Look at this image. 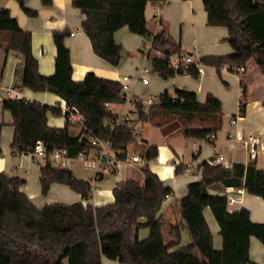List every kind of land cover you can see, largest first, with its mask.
<instances>
[{
	"label": "trees",
	"instance_id": "obj_1",
	"mask_svg": "<svg viewBox=\"0 0 264 264\" xmlns=\"http://www.w3.org/2000/svg\"><path fill=\"white\" fill-rule=\"evenodd\" d=\"M15 1L29 17L38 16L36 10L26 7V0ZM41 1L49 7L54 0ZM72 1L85 15L82 28L94 53L117 67L122 59V47L115 41V33L127 27L131 33L150 39L154 33L147 28L146 7L167 0ZM258 1L203 0L208 25L228 29L227 42L234 53L202 57L175 69L170 65L172 55L193 57V54L176 43L164 27L154 37L163 49V56L152 60L154 72L162 80L176 75L199 79L200 66L213 67L219 75L226 66L233 73L237 67L245 68L246 76L240 78L244 88L240 116L244 117L250 102L248 72L255 64L264 75V6ZM0 35V47L6 56L14 54L22 60V75L16 88L56 94L68 107L79 111L92 134L110 140L119 157L124 158L123 152L134 141L133 127L125 122L114 128L107 126L117 117L106 104L125 102L120 81L94 73H88L81 82L74 81L70 49L65 46L69 33L65 31L54 33L58 49L55 73L41 74L32 52V32L24 30L4 7H0ZM159 98L161 103L148 111L139 104L138 121L149 122L160 115L177 117L184 122L183 135L192 139H209L223 128V104L211 94L200 103L194 92L178 88L174 92L165 91ZM2 109L12 118L14 154L27 153L38 142L48 151L68 148L72 155L84 146V141L72 135L69 124L63 129L48 124V114L63 116L57 106L20 99L5 100ZM195 120L209 125L194 126ZM147 151L150 163L158 158L160 151L156 145L149 146ZM201 168L202 180L191 183L188 195L181 199V222L170 225L169 242L164 237L160 211L173 191L148 166L143 169V183L135 179L118 183L113 189L115 200L99 206L78 202L46 204L39 208L21 190L24 179L0 172V264H102L103 258L119 264H258L250 258V240L255 237L264 245V223L254 222L244 207L230 211L228 198L211 194L209 187L221 183L224 187L244 188L264 200V170L254 161L232 167L204 162ZM177 171L182 169L178 167ZM40 180L43 197L53 184H62L80 194L84 201L93 199L90 182L78 179L71 170L44 165ZM206 208L212 211L220 226L221 250L214 247L213 234L204 215ZM145 228L151 234L142 240L140 231ZM183 229L190 234L192 245L173 252L171 249L181 243Z\"/></svg>",
	"mask_w": 264,
	"mask_h": 264
},
{
	"label": "crops",
	"instance_id": "obj_2",
	"mask_svg": "<svg viewBox=\"0 0 264 264\" xmlns=\"http://www.w3.org/2000/svg\"><path fill=\"white\" fill-rule=\"evenodd\" d=\"M0 7L9 9L20 26L24 30L32 32V52L38 60L39 71L43 75L50 76L55 73L58 49L54 42V33L65 31L69 33L65 38V46L70 49L71 62L74 66L72 75L74 81L81 82L88 73H94L98 77L113 81H122L123 77H134L140 69L146 67V69H150V76L144 75V77H149L150 82L148 85L138 84L135 90V94L142 99L159 97L165 91L174 92L179 88L194 92L197 100L204 103L208 95L211 94L223 104L224 118H232L230 124L234 119L239 121L237 125H231L233 131L227 134V140H219L217 132L218 138L215 142H209L207 139L186 138L182 133L183 126L181 124L175 125L174 122H171L160 127L151 122H145L153 125L152 133H160L164 139V143L152 144L149 140L150 137H142L143 134L140 131V140L148 145L146 151L151 145H156L160 151L156 162L149 163L148 167L173 191L172 197L163 203L160 211V216L164 221L163 233L167 242L172 239L169 234L170 225L181 222V199L188 195V187L191 183L202 180L201 165L204 162L217 154L224 156L222 165L226 167H232L237 163L248 164L251 162L248 151L236 141V137L254 134L264 138V86L262 85V89H260L257 83V81H264V75L261 74L259 79H251L248 75L250 102L246 109V115L241 117L240 100L244 88H242L240 78L228 70H222L219 75L213 67L200 66L199 79H194L189 75H176L162 80L161 76L154 72L152 61H146L142 55L145 47L144 36L131 33L127 27L117 31L114 36L117 44L122 47L121 62L117 67H114L94 53L90 39L82 28L85 15L73 6L72 0H54L49 7L43 6L41 0H26V7L38 12V16L35 18L26 15L15 0H0ZM159 13H161L160 17H158ZM146 19L147 28L152 33L161 30L158 23L162 22L163 28L168 30L172 39L183 49L193 54L195 59L212 55L216 57L229 56L234 53L233 48L227 42L228 29L208 25V16L203 0H167L155 4L150 3L146 7ZM1 40L2 36L0 35ZM19 62H22L20 56L10 54L7 57L4 49L0 47V85H4L1 82L5 81L7 67L9 69L7 78L11 82L4 86L11 87L19 83L21 78H17L21 66ZM12 66H15V69ZM20 90L32 101L52 106H57L62 102L56 94L34 92L29 89ZM48 124L51 127L63 129L67 123L63 116L57 117L48 114ZM75 133L72 130L73 136ZM14 135L12 119L6 121L4 117L3 122L0 123V172L24 179L25 183L21 190L39 208L46 204H74L78 202H83L84 205L99 206L115 200L113 189L118 183L128 179L144 182V176L141 179L128 177L130 172L125 171L126 168L141 170L143 168L126 166L120 175L115 176V185L107 191L99 189L93 194V199L89 201H84L80 194H76L68 186L62 184H53L48 195L43 197L40 184V170L43 165L34 161L30 155L13 153L11 145ZM191 164L194 166L192 173L185 175V168ZM178 167L182 171L178 172ZM257 167L264 170L263 161L257 162ZM209 192L213 195L226 196L230 203V211L244 207L250 211L251 219L254 222L264 223V200L261 197L249 194L244 188L224 187L221 183L213 184L209 187ZM204 215L213 234L214 247L221 250L223 240L217 219L209 208L204 210ZM140 232L142 240L147 239L151 234L146 228ZM181 234V243L178 247L171 249L173 252L192 245L188 231L183 229ZM250 253L252 261L264 264V245L255 237L250 240ZM102 264H119V262L103 258Z\"/></svg>",
	"mask_w": 264,
	"mask_h": 264
},
{
	"label": "built area",
	"instance_id": "obj_3",
	"mask_svg": "<svg viewBox=\"0 0 264 264\" xmlns=\"http://www.w3.org/2000/svg\"><path fill=\"white\" fill-rule=\"evenodd\" d=\"M258 3L264 6V0H259ZM160 16L161 13L158 14V17ZM158 27L161 30L154 33L150 39H145V47L142 51V55L146 61H152L155 57L163 56L162 47L154 39V37L159 35L163 29L162 22L158 23ZM196 61L197 59L189 55L175 54L170 57V65L175 69L186 67L189 63H194ZM224 69L230 72L229 66H226ZM234 74L239 76V78H243L246 76V70L245 68L237 67L234 70ZM144 75L150 76V69L144 67L140 69L134 77L126 76L120 81L122 85L121 97L125 102L117 105H122L124 110L121 114H118L114 109V105L106 104L111 113L117 117L111 122V124H107V126L114 128L124 122L129 123L132 121V114H125V110L127 109L136 113L138 117L137 111L139 104H142L143 109L148 111L152 106L161 103L159 97H148L145 100L135 94L138 84L148 85L150 82L149 77H144ZM17 84L11 87L0 85V107H2L5 100L22 99L29 103L33 102L31 98L26 97L19 88H16ZM57 107L66 119V123L71 126L74 132H76L75 137H78L80 141H84V146L72 155L68 148L48 151L42 142H38L34 148L28 150L27 153H22V155H30L37 163H41L43 166H52L57 169L72 170L75 165H83L84 169L93 174L89 180L93 194L99 190L98 183H100L101 180L107 176L120 175L123 172L124 167L131 166L144 169L149 165L150 162L147 159V155H141L137 152L138 150L147 147V144L142 142L139 138L141 135L140 130L133 128L134 141L129 143L125 149L126 151L123 152L124 158H120L110 140L101 139L87 129L84 117L76 108L68 107L65 102H61ZM4 114L5 113L0 110V123L4 120ZM238 122L239 121L234 119L232 120L231 125H237ZM217 138L216 134H212L207 140L209 142H215ZM236 141L248 151L251 161L257 163L261 160L264 163L263 137L254 134H249L248 136L238 135ZM223 161L224 156L222 154H217L207 162L211 166H216L222 165ZM193 167L192 164L187 166L184 170V174L190 175L193 171ZM170 197L172 196H168L167 199Z\"/></svg>",
	"mask_w": 264,
	"mask_h": 264
},
{
	"label": "rangeland",
	"instance_id": "obj_4",
	"mask_svg": "<svg viewBox=\"0 0 264 264\" xmlns=\"http://www.w3.org/2000/svg\"><path fill=\"white\" fill-rule=\"evenodd\" d=\"M19 64L21 65V62H19ZM12 68L15 69V66L14 67L12 66ZM8 70L9 69L7 67V69L5 70V81H2L1 84L7 85L9 82H11V81H8V78H7L9 75ZM248 73H249L251 79L252 78L253 79L254 78L259 79L261 76V73L255 64L252 65V67ZM21 75H22V69L20 66V71L17 74V78L19 79L21 77ZM237 77L239 78V76H237ZM220 79L222 80V78H220ZM222 82L225 85L223 80H222ZM257 83H258V88L262 89V85L264 86V81H257ZM114 108L118 114H121L122 111L124 110V107L122 105H114ZM0 110L3 111L2 107H0ZM131 112L132 111H130L129 109L125 110V114L126 113L128 115L132 114L131 115L132 121H130L128 123L131 127L140 130L141 133L143 134L142 137H150L149 140L152 144H156L159 142L164 143V139L162 138V136H160V133H152L154 131L152 124H150V123L146 124L145 121L144 122L138 121L136 113H133V112L131 113ZM4 113H5L4 117H5L6 121L12 119L10 116V113H8L6 111ZM231 119H232L231 117L224 118L223 128L221 131H219L217 133L219 140H227V134L231 133L233 131V128L231 127V124H230ZM149 122H151L155 125H158L160 127H162L168 123L174 122L175 125L181 124L184 127V122L182 120H180L179 118L177 119V117H174V118L171 117L170 118V117H165V116L160 115V116L156 117L155 119L150 120ZM193 124H194V126H207V125H209L205 122H202L201 120H195V121H193ZM137 152L140 153L141 155H145L147 151H146V148H143V149L138 150ZM155 162H156V160L153 161V163H155ZM127 170L130 172L128 177H134V178L141 179L144 176V172L141 169H136V168L127 169L126 168L125 171H127ZM71 171L73 172L75 177H77L78 179H81V180H85V181H88L93 175L90 171L84 169L83 165H80V164L75 165ZM31 177H32V174H31ZM115 182H116L115 176H112V175L107 176L103 180H101L100 183H98V187L102 191H107L113 185H115Z\"/></svg>",
	"mask_w": 264,
	"mask_h": 264
}]
</instances>
